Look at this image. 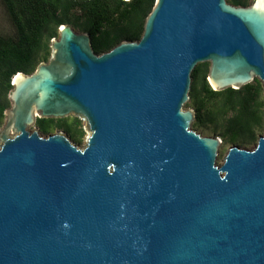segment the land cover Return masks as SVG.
<instances>
[{
  "label": "water",
  "instance_id": "95a60500",
  "mask_svg": "<svg viewBox=\"0 0 264 264\" xmlns=\"http://www.w3.org/2000/svg\"><path fill=\"white\" fill-rule=\"evenodd\" d=\"M51 48L0 131V264H264V135L217 166L183 109L201 63L215 91L264 87V0H156L140 41L97 55L62 25ZM71 115L83 149L30 131Z\"/></svg>",
  "mask_w": 264,
  "mask_h": 264
},
{
  "label": "trees",
  "instance_id": "16d2710c",
  "mask_svg": "<svg viewBox=\"0 0 264 264\" xmlns=\"http://www.w3.org/2000/svg\"><path fill=\"white\" fill-rule=\"evenodd\" d=\"M235 6H247L243 0H229ZM156 0H0L5 24L0 28V120L11 107L8 103L13 80L18 73L30 75L52 56V40L59 28L70 25L92 37L97 55L106 53L124 41H140L146 20ZM210 64H199L192 73L190 101L196 107L194 127L217 124L226 118L223 137L232 144L247 145L257 140L264 125V87L256 79L239 90L215 91L208 82ZM221 104L216 112L215 104ZM212 106V107H211ZM80 120L37 119L42 135L58 127L69 134Z\"/></svg>",
  "mask_w": 264,
  "mask_h": 264
},
{
  "label": "rangeland",
  "instance_id": "374dc122",
  "mask_svg": "<svg viewBox=\"0 0 264 264\" xmlns=\"http://www.w3.org/2000/svg\"><path fill=\"white\" fill-rule=\"evenodd\" d=\"M227 1H228V3H230L229 0H227ZM243 1H245L247 3V6H251V5H253L255 3L256 0H243ZM4 24H5V22H4V19L2 17V11L0 9V28ZM74 30H75L76 33H81L77 29H74ZM56 39L58 40L59 37L56 38ZM47 63L48 62H46L45 64H47ZM261 99H262V102L264 103V94L262 95ZM7 101H8L9 104H11L10 101L8 100V97H7ZM220 105L221 104L216 103L215 106L212 108V110H215L217 112L219 110V108H220ZM9 109L10 108H8L7 110H9ZM183 109L185 111L192 110L193 112H195L196 107L194 105H192V101L189 100L187 103H185ZM263 111H264V107H263ZM5 112H4V116L0 120V131L3 129L4 124H5V119H6ZM61 119L67 120L68 123H73L76 119L80 120V124L81 125H80V127L78 129L83 130L84 131V135L81 136V137L79 136V132L78 131H80V130H78V131L76 130L75 132H71L69 134L65 129L58 128V127L54 128L51 131L50 135H55L57 133H61L62 132L64 135H66L67 137H69L71 139L72 143H74L75 145H77V146H79L80 148L83 149L86 146V144H87V139H88V136L90 134L87 122L84 121L83 119H80L77 116H74V115H71V116L66 117V118H61ZM55 120L57 121V120H60V119L55 118ZM226 123H227L226 122V118L225 119L224 118H220L219 122L217 124L208 123L204 127H194L195 120L192 123V128L198 134H200L202 137H218V138H220L223 141V143L220 146L218 158H217V161H216V165L217 166H222L223 165L225 157L227 156L230 148H232L233 146H239V147H241L243 149L252 150V149H254L257 146L259 138L264 135V125H263V128L260 130V132L257 133V140L255 142H251V143H249L247 145L232 144L227 139H225L223 137V135H222ZM36 129H38V128H37L36 125H34V126H32L30 128V131L33 132ZM50 135H42V136L46 138V137H48ZM0 146H1V142H0Z\"/></svg>",
  "mask_w": 264,
  "mask_h": 264
}]
</instances>
